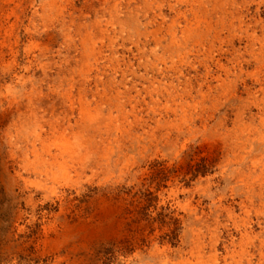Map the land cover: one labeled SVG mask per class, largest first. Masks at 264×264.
Here are the masks:
<instances>
[{"label":"bare ground","instance_id":"1","mask_svg":"<svg viewBox=\"0 0 264 264\" xmlns=\"http://www.w3.org/2000/svg\"><path fill=\"white\" fill-rule=\"evenodd\" d=\"M237 1L0 0V184L30 206L9 229L39 226L34 244H44L59 214H37V192L62 208L64 187L87 171L108 179L114 162L139 166L145 138L170 145L182 117L211 129L201 145L230 198L209 194L207 212L181 217L189 263L264 264V0ZM227 85L224 101L200 106ZM168 186L179 205L187 189Z\"/></svg>","mask_w":264,"mask_h":264},{"label":"rangeland","instance_id":"2","mask_svg":"<svg viewBox=\"0 0 264 264\" xmlns=\"http://www.w3.org/2000/svg\"><path fill=\"white\" fill-rule=\"evenodd\" d=\"M65 2L61 0V4ZM237 3L240 7L242 0ZM228 86L202 104L201 101L200 106L209 110L214 104L224 101L231 92V86ZM171 127L174 142L170 145L164 146L163 142L159 146L149 145L145 138V150L135 153L139 166L127 170L123 164L114 162L113 175L108 179L104 176L95 178L91 171L76 178L70 189L64 187L67 192L62 208L59 202L51 199L41 202L42 192H37L35 199L40 201L37 214H59L58 235L51 229L44 244H34L37 243L34 238L39 226L35 225L28 231L9 229L19 207L27 211L30 206L21 195L7 194L4 185L0 184V223L5 227L0 230V264H161V261L168 260L164 258H169L170 264H190L192 246L189 240L182 244L186 228L181 217L185 216L190 223L192 208L207 212L210 202L206 196L209 194H213L215 200L228 201L229 186L220 182L222 165L213 164L209 147L203 141L205 147L201 145L202 137L209 135L211 129L198 122L182 120V117L175 119ZM177 127L182 131L178 132ZM261 162L264 163V157ZM199 176L210 178L206 184L199 185L196 181ZM170 180L187 189L178 198L184 208L167 199ZM61 184L64 186L63 181ZM163 200L167 202L164 204ZM222 203L218 202L219 205ZM244 211L235 206L237 219L243 217ZM222 215L224 213L218 218L223 222L225 218ZM207 229L205 227L204 232L210 235V229ZM211 229L222 235L220 225L211 226ZM165 242L170 243L174 250L181 247L182 251L167 255L156 253V245ZM138 251L142 255L135 257Z\"/></svg>","mask_w":264,"mask_h":264}]
</instances>
